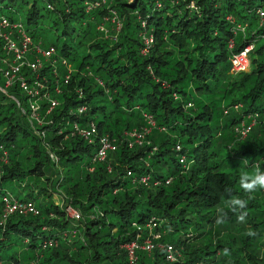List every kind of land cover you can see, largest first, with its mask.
Here are the masks:
<instances>
[{"label":"trees","instance_id":"obj_1","mask_svg":"<svg viewBox=\"0 0 264 264\" xmlns=\"http://www.w3.org/2000/svg\"><path fill=\"white\" fill-rule=\"evenodd\" d=\"M191 1L197 10L187 7ZM21 2L0 0V14L28 4ZM51 2L47 9L33 0L25 28L35 41L55 46L72 71L59 95L45 71L59 105L47 113L49 103L40 101L43 124L35 126L43 136L0 91V145L9 157L1 165L0 211L1 197L14 194L7 188L12 181L17 197L39 209L0 226V264H28L37 253L38 264H129L131 243L137 246L132 264H264V189L246 193L239 183L243 170L257 164L264 170V123L259 118L243 138L234 131L250 114L264 113V23L257 24L255 13L264 0ZM112 10L122 23L108 38L97 28ZM142 32L153 36L146 54ZM247 46L250 70L234 73L231 59ZM57 70L62 82L66 70L59 62ZM78 107L85 110L79 114ZM148 115L155 127L129 147L123 135L148 127ZM90 121L97 127L94 143L65 135L74 122ZM103 135L116 149L92 161ZM56 188L63 206L52 200ZM233 197L247 203L232 204ZM66 207L82 215L80 224L73 225ZM72 231L79 233L62 239ZM49 240L58 243L44 247ZM145 240L151 251L141 248ZM19 241L22 256L8 251ZM166 244L174 248L173 261Z\"/></svg>","mask_w":264,"mask_h":264},{"label":"built area","instance_id":"obj_2","mask_svg":"<svg viewBox=\"0 0 264 264\" xmlns=\"http://www.w3.org/2000/svg\"><path fill=\"white\" fill-rule=\"evenodd\" d=\"M44 5L47 9L52 8L51 0H43ZM105 3V1H102ZM190 7H194V2L191 1L189 3ZM257 15L262 17L264 16V10L260 9L257 11ZM105 18V17H104ZM103 18V21H105ZM117 20L116 11H111V16L107 17V20ZM141 25L144 26V22H141ZM121 23L117 25L118 30L120 29ZM99 27V26H98ZM152 38H145L143 40L144 46L141 49L142 54H146L148 51V45L151 43ZM251 46L245 47L243 50L238 52L237 54L233 55L231 62L232 68L235 72H241L249 63L248 59V51ZM56 55V48L53 45L49 46H42V43H34L32 40V36L26 30L25 24L21 22H17L15 20H11L7 15L0 14V77L1 80L5 83L1 88L8 87L12 92H20L21 95L26 96L27 102L30 104L31 113H25V110L19 106L21 114L26 115L29 114V117L35 116L38 124L42 122L39 111L41 105H39L38 100H42L46 98V102L49 103L46 112H51L52 109L58 105V100L50 96L45 87L44 82H46L45 76L41 73V70L48 64L49 71L51 72L52 76L55 77V85H54V93L61 94L62 89L61 86H65L69 83L70 74L72 68L67 64L64 58H58ZM60 63L65 68V74L63 75L62 82L59 80L58 70L56 68L57 63ZM13 88V89H12ZM3 90V89H2ZM44 91V92H43ZM39 100V101H40ZM19 105L20 103L16 101ZM82 107L78 108V112L81 113L83 110ZM35 113L36 110H38ZM250 119L248 122L241 121L234 127V131L240 137H245L254 124L260 118L264 123V113L260 117L257 113H252L249 115ZM28 119L30 125L34 128L33 125L34 121ZM150 119L149 116L147 120ZM71 131L69 132L70 136L75 134L83 137L89 143L93 142L94 136H96V126L93 121L88 122L85 126H79L77 123H73L72 127L70 128ZM148 130L145 129L144 132ZM61 132V130L59 131ZM43 135V131L40 132ZM138 136L141 137V131H132L131 136ZM99 141V148L97 152L93 155V161H101L105 159L106 153L108 150H114L116 148L115 144L109 140L107 135H103L98 137ZM114 141V140H113ZM176 150H180V145L177 144L175 146ZM8 158V151L0 145V163H6ZM180 163H184V156H181L179 159ZM131 172H128L130 175ZM169 183V180L166 181ZM1 212L0 218H5L8 215H26V214H38L39 209L36 207L34 202L32 201H22L12 197L9 193H5L1 197ZM70 215L72 218L79 219L80 214L78 211L72 209L70 211ZM156 227L155 222H150L148 224V228L151 230ZM56 241H48L45 245L52 246L56 245ZM132 244L130 247H133ZM152 245L146 243V247L150 248ZM172 246V245H171ZM171 246H169V250L167 251L166 259L169 261H173L175 259V255L171 250ZM132 250V248H131ZM130 261H134L135 256L130 254Z\"/></svg>","mask_w":264,"mask_h":264},{"label":"rangeland","instance_id":"obj_3","mask_svg":"<svg viewBox=\"0 0 264 264\" xmlns=\"http://www.w3.org/2000/svg\"><path fill=\"white\" fill-rule=\"evenodd\" d=\"M16 2H17V5L18 4H20V3H22L21 2V0H16ZM33 2V0H28V4H26V5H23V7H20L19 8V10H17V11H15V10H8V12H7V16H9V17H12L15 21H17V22H21V23H23V24H25V27H26V23H25V18H26V14H25V12H26V9L30 6V4ZM0 4H3V3H0ZM44 5V3L41 1V0H37V7L38 8H41L42 6ZM194 6H195V4H194ZM14 7H16V4L14 5ZM188 8H189V10L191 11L193 8L192 7H190V6H187ZM260 9H263L264 10V8H262V7H258L257 9H255V13H256V19H257V24H259V25H262L263 23H264V16H262V17H260V16H258L257 15V11L258 10H260ZM42 12H44V13H46V10H41ZM5 15V14H4ZM117 18H118V16H117ZM106 19H107V17H105L104 18V20H105V23H104V27H98L97 28V30L98 31H100L105 37H108V38H111L112 36V34H117L118 33V28H117V25H119L120 23H122V22H120V20L119 21H117V20H113V19H111V20H107L106 21ZM119 19V18H118ZM227 19L228 20H231V21H233V19H232V17H231V15H228L227 16ZM43 21L44 22H47V24L49 23V20H48V18H44L43 19ZM106 22L107 23H109L110 24V26H107L106 25ZM239 25V24H238ZM33 26V25H32ZM38 27L40 28V27H43L41 24H39L38 25ZM141 27H145V24H144V26H142L141 25ZM46 29H48V28H46ZM237 32H238V30L237 29H235ZM236 31H234L233 33H235ZM54 32H55V30H54ZM53 32V30H50L49 29V31H48V35L50 36V37H54V35H55V33ZM141 38L144 40L145 38H152V41H151V43L148 45V49L150 48V46L153 44V36L151 35V34H148V33H141ZM32 40H33V42L34 43H42L41 41H35L33 38H32ZM231 45H232V42H230V44H229V47H231ZM42 46L44 47V45H43V43H42ZM49 46V45H48ZM46 47V46H45ZM248 47V46H247ZM245 48V47H244ZM243 48V49H244ZM242 49V50H243ZM249 52V51H248ZM247 55H248V53H247ZM249 70H250V63H249V66L247 67V69L244 71V72H249ZM44 71V70H43ZM234 73H237V72H235L234 70H232ZM242 72V71H241ZM42 76H43V74H42ZM46 79V78H45ZM5 83L4 82H2L1 84H0V86L2 87L3 85H4ZM47 84H48V81L46 80V82H44V85H45V87L47 86ZM3 89V90H2ZM71 90H74V92L75 93H79L80 92V88H74V89H71ZM71 90L70 89H67V92L68 93H70L71 92ZM1 92H2V94L4 95V96H6V97H8L9 99H11L14 103H15V106H16V108H17V110H18V112L19 113H21V111H20V109H19V106L20 107H22L24 110H25V113H28V112H30L31 113V109H30V104L27 102V99H24V98H20V92L18 91V92H12V91H10L9 90V88L8 87H4V88H1V90H0ZM44 92V91H43ZM40 100V99H39ZM38 100V103H39V105H40V101ZM16 101H18L20 104L18 105L17 104V102ZM235 106H238V107H240V104H235ZM38 111H39V109L38 110H36L35 111V113H37V116H38ZM26 119H29L30 117H29V114H26V115H23ZM149 116V118L150 119H148L147 120V122L149 123L148 125V127H147V125L146 126H144V127H141V132H142V135H141V137H138L137 135L136 136H131V133L130 132H128L127 134H124L123 136H124V138H125V140H127V142H128V146L129 147H132L134 144H140L142 141H143V137H144V135L145 134H147L148 132H150V130H151V128H154L155 127V124H154V121H153V118H151L152 116H150V115H148ZM32 121H34V123H36L35 125H37L38 124V121L36 120V118H35V116H32L31 118H30ZM95 123V122H94ZM41 124H43L42 122L41 123H39V126H41ZM34 126V125H33ZM95 126H96V124H95ZM145 129L146 130H148L147 132H144L145 131ZM96 131H97V127H96ZM40 132H42V130L41 129H37V128H33V133H35V135H38ZM66 136L67 135H69V134H65ZM45 144V143H44ZM180 149H181V147H180ZM48 154H49V157H50V159H52V160H55L56 158H57V156L50 150H48ZM9 158V157H8ZM8 158H7V161H6V163L8 162ZM92 161H93V156H92ZM1 165H2V162L0 163V174H1ZM15 185H17V181H12L11 183H9L8 185H7V188H9V189H12L13 190V193L16 195H14V194H12V193H9L12 197H14V198H16V199H20V200H22V201H26V200H23V199H21L20 197H17V196H19L20 195V193H19V187H17V188H15ZM22 189V188H21ZM6 193H8V192H6ZM51 197H52V200H53V202L56 204V205H58V206H63V203H64V199H65V196H64V194L62 193V191L60 190V189H55V192L54 193H51ZM68 207V206H67ZM66 207V208H67ZM72 209L71 208H67L66 209V216L69 218V219H71L73 222V225H74V223H76V225L77 224H80V223H77L79 220H81V219H83L82 218V215H81V217L79 218V219H75V218H72V216L70 215V211H71ZM13 215H16V214H13ZM13 215H11V216H13ZM51 215V214H50ZM79 232H74V231H72V233H67V232H64L62 235H63V237H62V239H66L67 241H69L70 240V238H72V237H74L76 234H78ZM73 235V236H72ZM157 238V237H156ZM57 243H58V241H56ZM45 243H48V242H45ZM146 243H149L150 245H152L153 246V244L149 241V240H145L144 241V243H143V245L141 246V248L142 249H145L146 251H151V249H152V246L150 247V248H147L146 247ZM16 244L17 245H11L10 247H9V249H8V251L9 252H12V253H16V254H20L21 256L23 255V252L25 251V248H24V246L23 245H21V241H19V242H16ZM132 244H134V246L133 247H130ZM57 245V244H56ZM56 245H54V246H51V247H55ZM169 246H171V244H166L165 246H164V252H165V254L167 255V251L169 250ZM44 247H46V245L44 246ZM50 247V246H49ZM137 246H136V243H131V244H129V245H127L126 246V249H128V259H129V264H132L133 262L132 261H130V254H132V255H134V249L136 248ZM131 248H132V250H131ZM45 249V248H44ZM171 250H172V252L174 253V248L171 246ZM37 257H40V254H38L37 253V255H36V257L34 258V259H32L31 260V262L30 263H28V264H38V261L36 260L37 259ZM21 258V257H20ZM175 260V259H174Z\"/></svg>","mask_w":264,"mask_h":264},{"label":"clouds","instance_id":"obj_4","mask_svg":"<svg viewBox=\"0 0 264 264\" xmlns=\"http://www.w3.org/2000/svg\"><path fill=\"white\" fill-rule=\"evenodd\" d=\"M245 169H247L246 163ZM239 183L246 193H251L257 188L264 189V170H262L258 164L253 167L252 171L243 170L240 175ZM230 203L244 206L247 201L240 197H233ZM238 219L242 221L243 217Z\"/></svg>","mask_w":264,"mask_h":264},{"label":"bare ground","instance_id":"obj_5","mask_svg":"<svg viewBox=\"0 0 264 264\" xmlns=\"http://www.w3.org/2000/svg\"><path fill=\"white\" fill-rule=\"evenodd\" d=\"M101 1H103V0H101ZM105 2H107L108 0H104ZM156 5H157V7H160L161 6V3H156ZM197 8H198V6L197 5H195L194 7H193V9L195 10H197ZM99 26L102 28V27H104V23H102V24H99ZM61 58H64V57H61ZM65 60H66V58H64ZM67 62V61H66ZM63 66V65H62ZM249 66V63H247V65H246V67L242 70V72H244L246 69H247V67ZM56 68H57V65H56ZM44 70V71H43ZM46 70H48L49 71V65L47 64L42 70H41V73L42 74H44V76H45V71ZM50 72V71H49ZM54 77V76H53ZM45 78H46V76H45ZM47 79V78H46ZM44 90H47L48 91V86H47V88L46 89H44ZM62 93V92H61ZM57 95H59V94H57ZM51 97H52V95H51ZM53 98H55V97H53ZM57 99V98H56ZM58 100V99H57ZM58 105H59V101H58ZM57 106V105H56ZM55 106V107H56ZM78 108H80V107H78ZM78 108H77V112H78ZM83 111L85 110V107H82L81 108ZM82 111V112H83ZM81 112V113H82ZM79 113V112H78ZM81 113H79V114H81ZM32 128V130H33V127H31ZM34 128H37L35 125H34ZM38 129V128H37ZM39 130V129H38ZM43 131V135H44V130H42ZM39 136H43L42 134H38ZM83 138V137H82ZM84 139V138H83ZM86 140V139H85ZM87 141V140H86ZM112 141V140H111ZM91 143H94V140H93V142H91ZM90 143V144H91ZM112 143H114L113 141H112ZM115 144V143H114ZM116 146V145H115ZM99 148V147H98ZM116 149V148H115ZM114 149V150H115ZM98 150V149H97ZM108 151H113V150H108ZM107 151V152H108ZM97 152V151H96ZM95 152V153H96ZM94 153V154H95ZM20 200V199H19ZM26 201H31V200H26ZM33 202V201H32ZM1 212V211H0ZM33 215H36V214H33ZM11 216L10 215H8V216H6L5 218H0V226H2V227H4V225H5V223H6V221L10 218Z\"/></svg>","mask_w":264,"mask_h":264}]
</instances>
